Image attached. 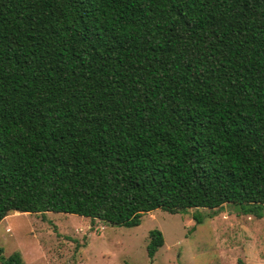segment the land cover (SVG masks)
<instances>
[{"label": "trees", "instance_id": "trees-1", "mask_svg": "<svg viewBox=\"0 0 264 264\" xmlns=\"http://www.w3.org/2000/svg\"><path fill=\"white\" fill-rule=\"evenodd\" d=\"M226 203L264 216V0H0V222Z\"/></svg>", "mask_w": 264, "mask_h": 264}, {"label": "rangeland", "instance_id": "rangeland-1", "mask_svg": "<svg viewBox=\"0 0 264 264\" xmlns=\"http://www.w3.org/2000/svg\"><path fill=\"white\" fill-rule=\"evenodd\" d=\"M156 228L165 244L151 258ZM15 251L27 264H264V216L226 203L187 213L156 209L126 227L71 213L12 212L0 222V264Z\"/></svg>", "mask_w": 264, "mask_h": 264}, {"label": "bare ground", "instance_id": "bare-ground-1", "mask_svg": "<svg viewBox=\"0 0 264 264\" xmlns=\"http://www.w3.org/2000/svg\"><path fill=\"white\" fill-rule=\"evenodd\" d=\"M23 213V212H22ZM8 217V216H7Z\"/></svg>", "mask_w": 264, "mask_h": 264}]
</instances>
